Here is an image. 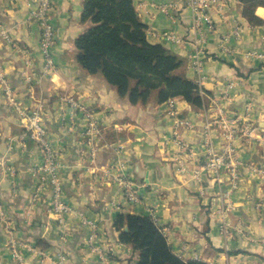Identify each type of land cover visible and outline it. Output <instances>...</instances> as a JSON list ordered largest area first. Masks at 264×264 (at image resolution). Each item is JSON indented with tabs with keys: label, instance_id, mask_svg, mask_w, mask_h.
<instances>
[{
	"label": "crops",
	"instance_id": "crops-1",
	"mask_svg": "<svg viewBox=\"0 0 264 264\" xmlns=\"http://www.w3.org/2000/svg\"><path fill=\"white\" fill-rule=\"evenodd\" d=\"M83 2L52 0L50 70L39 49V27L27 18V0H0V159L14 169L11 175L0 166V264H16L7 232L20 243L23 264H58V255L63 264H102L84 243L87 228L77 215L67 214L63 225L49 211L48 190L33 197V169L42 155L31 140H11L23 132L21 108L40 109L61 164L64 200L98 221L106 264H135L137 253L118 239L113 223L120 213H147L146 208L153 209L173 252L184 260L264 264V24L250 25L238 0L212 2L199 28L182 0H133L147 40L184 58L186 76L206 100L197 108L176 99V113L170 114L154 99L130 103L102 74L77 62L74 42L88 26L81 21ZM255 14L264 18V7ZM166 31L180 41L165 39ZM185 120L192 126L184 127ZM222 120L232 121L244 137L246 123L254 128L252 139L236 134L226 159L240 172L235 189L225 167L219 180L180 172L181 166H199L206 140L225 154L229 129ZM112 167L138 185L141 203L132 211L111 177Z\"/></svg>",
	"mask_w": 264,
	"mask_h": 264
},
{
	"label": "trees",
	"instance_id": "trees-1",
	"mask_svg": "<svg viewBox=\"0 0 264 264\" xmlns=\"http://www.w3.org/2000/svg\"><path fill=\"white\" fill-rule=\"evenodd\" d=\"M238 1L250 25L264 24L255 14L264 0ZM81 21L88 26L74 42L77 62L90 73L102 74L130 103L182 97L194 107L204 106L202 88L186 76L184 58L147 40L133 0H84ZM113 225L118 239L137 253L135 264H209L176 255L147 213H120Z\"/></svg>",
	"mask_w": 264,
	"mask_h": 264
},
{
	"label": "built area",
	"instance_id": "built-area-1",
	"mask_svg": "<svg viewBox=\"0 0 264 264\" xmlns=\"http://www.w3.org/2000/svg\"><path fill=\"white\" fill-rule=\"evenodd\" d=\"M187 7H189L193 13V26L199 28L201 23L206 18V13L212 2L215 0H182ZM29 5V14L28 20L37 24L40 30L39 34V49L43 55V64L46 69H50L54 66L53 62V48L55 45V28L54 24L51 21L50 9L52 5V0H27ZM3 36L8 37L5 31H2ZM235 35L239 36V30H235ZM163 37L167 40H175L177 42L180 41L175 35L170 32H164ZM254 57H262V53H257L255 51H251L248 53ZM200 59L197 53L192 56V64L195 68L200 67ZM19 110V115L21 117V125L23 127V132L20 133L15 138H11V140H15L20 142H24L25 140H31L39 149L42 155V162L33 169V173L37 175V182L34 185L33 197L39 198L42 195V191L45 189L48 190V203H49V211L57 217V220L63 224L66 223V215L73 214L77 215L79 219V224L87 228V232L85 235L84 243L90 251L94 252L102 264H106L107 262V252L103 251L99 246L98 242V230L99 223L97 220L92 219L90 217L85 216L81 211L72 208L66 201L64 200V195L61 186L60 179V168L61 164L59 161L58 153L53 148L51 141L48 137L46 127L42 120V116L40 113V109H35L33 111H29L26 108H21ZM223 127L229 129V127L233 124L230 120H222ZM94 126L92 125V128ZM242 132L245 135H253L254 128L246 123L244 127H242ZM229 134L226 138L232 137V130H227ZM205 151L203 154V158L205 159L202 162H197L199 165L195 167L191 172L190 177L192 179H199L201 176L215 175L216 179H220L218 176L221 168L225 167L228 171V179L231 181L230 189L237 188V164H229L227 162L228 154L217 153L212 146L207 142L204 143ZM230 150L229 146L226 148V151ZM0 166H2L6 171H8L11 175L14 173V169L12 166H9L5 159H0ZM187 170L184 166L180 167V171ZM261 174L264 176V170H260ZM218 176V177H217ZM113 178L117 181L124 194L125 198L128 201L129 206L134 210L135 207L139 206L141 203V196L138 191V185L128 176L125 175H116L113 174ZM222 181V180H221ZM228 210V208H227ZM147 214L154 221V223L159 227V229L163 232L162 227L158 224V219L155 215V212L152 208H146ZM1 214V213H0ZM228 224L224 223L221 225V229L226 231ZM65 236V235H63ZM10 247V256L15 261L16 264H23V258L20 253L19 247L20 243L16 240H13L9 243ZM33 249V248H32ZM58 264L64 263V256L58 255Z\"/></svg>",
	"mask_w": 264,
	"mask_h": 264
},
{
	"label": "rangeland",
	"instance_id": "rangeland-1",
	"mask_svg": "<svg viewBox=\"0 0 264 264\" xmlns=\"http://www.w3.org/2000/svg\"><path fill=\"white\" fill-rule=\"evenodd\" d=\"M28 4V3H27ZM34 23V22H33ZM196 83V82H195ZM197 84V83H196ZM198 85V84H197ZM199 86V85H198ZM176 99H182V100H184L182 97H172V98H169V99H167V100H165V101H163L164 102V104H165V107L167 108V110H168V112L170 113V114H174V113H176V104H177V102H176ZM185 101V100H184ZM187 102V101H186ZM190 104V103H189ZM193 106V105H192ZM206 106L207 107H209V104H206ZM205 106V107H206ZM74 107V106H73ZM175 111V112H174ZM182 125L184 126V127H187V128H189V127H191L192 126V124L191 123H189L187 120H185V121H183V123H182ZM254 126V125H253ZM221 128V130H222V126H220ZM232 127H234V128H231V126L229 127V129L230 130H232V132H234L235 130V132L234 133H232V137L231 138H229V140L228 141H226L227 142V144L229 145V148H230V150H227V151H224L225 152V154H228V155H231L232 154V146H231V143H232V141H236V139H234L235 138V136H236V134H238L239 135V131H238V127L237 126H232ZM233 129H235L234 131H233ZM222 131H224V129L222 130ZM18 136V135H17ZM252 138H254V136L253 135H246V137H244V136H241V135H239V137L237 138V139H241V140H244V139H252ZM217 153H219V151H217ZM205 159L203 158V156H201V158H197V161L200 163V162H202V161H204ZM193 169H194V167L193 168H191V169H187V170H185V171H180L183 175H185V176H190L191 175V172L193 171ZM110 170V169H109ZM108 170V171H109ZM253 170V169H252ZM111 177L113 178V174H118V175H124L123 173H122V171L120 170V169H118V171H117V168L116 167H112V169H111ZM228 171H225L224 172V175L226 174L227 176H228V173H227ZM239 174H240V172H239V170L237 171V179L239 178ZM208 175H210V174H208ZM225 175V177H227ZM263 176V175H262ZM114 179V178H113ZM115 180V179H114ZM229 181V179H227V182ZM116 183H117V185H119L120 186V184L116 181ZM121 187V186H120ZM122 189V188H121ZM123 192V191H122ZM123 196H124V199H125V201H126V204H127V206L129 207V210H133L130 206H129V204H128V201H127V199L125 198V194H124V192H123ZM229 227V226H228ZM8 233V243H11L13 240H16V238H15V236H13L10 232H7ZM10 233V234H9ZM227 234L229 235V232H227ZM17 241V240H16Z\"/></svg>",
	"mask_w": 264,
	"mask_h": 264
},
{
	"label": "water",
	"instance_id": "water-1",
	"mask_svg": "<svg viewBox=\"0 0 264 264\" xmlns=\"http://www.w3.org/2000/svg\"><path fill=\"white\" fill-rule=\"evenodd\" d=\"M124 230H127V226L124 227Z\"/></svg>",
	"mask_w": 264,
	"mask_h": 264
}]
</instances>
